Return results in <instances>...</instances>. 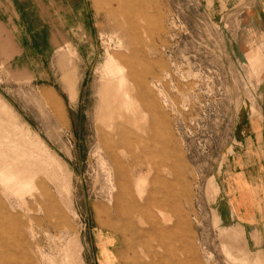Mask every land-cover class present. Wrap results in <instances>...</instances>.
Segmentation results:
<instances>
[{"label":"rangeland","instance_id":"374dc122","mask_svg":"<svg viewBox=\"0 0 264 264\" xmlns=\"http://www.w3.org/2000/svg\"><path fill=\"white\" fill-rule=\"evenodd\" d=\"M256 1L10 0L0 264H148L144 243L156 242L137 243L125 221L139 174L182 219L162 264H264V144L240 132L264 126V36L240 46Z\"/></svg>","mask_w":264,"mask_h":264},{"label":"bare ground","instance_id":"6f19581e","mask_svg":"<svg viewBox=\"0 0 264 264\" xmlns=\"http://www.w3.org/2000/svg\"><path fill=\"white\" fill-rule=\"evenodd\" d=\"M130 33V32H128ZM130 36V35H129ZM132 36V34H131ZM133 39V38H132ZM116 41V40H115ZM135 42V41H134ZM117 44V43H116ZM121 45V42L118 41V45L120 47ZM113 55V54H112ZM124 55V54H123ZM114 56V55H113ZM120 60V59H119ZM111 62H112V59H111ZM138 64V63H137ZM136 64V65H137ZM125 66V65H124ZM106 67V66H105ZM115 65L114 64H111L110 67L108 68V71L109 72H112L115 70ZM107 72V70H106ZM133 81V80H132ZM136 95V94H135ZM143 95V94H142ZM134 97V96H133ZM141 97V96H140ZM144 97V96H143ZM151 97V96H150ZM148 98V97H147ZM137 99V98H136ZM145 99V97H144ZM135 100V99H134ZM150 100V98H149ZM152 101V100H151ZM140 102V101H139ZM146 102V101H145ZM151 103V102H150ZM147 105V104H146ZM119 106V105H118ZM144 107V105H143ZM146 107V106H145ZM149 107V106H148ZM147 107V108H148ZM149 113V112H148ZM151 113V112H150ZM152 114V113H151ZM154 115V114H153ZM157 115V114H156ZM155 115V116H156ZM149 118V116H148ZM157 118V117H156ZM157 120V119H156ZM160 121V120H159ZM154 123V122H153ZM157 123V121H156ZM155 123V124H156ZM162 123V122H161ZM151 126V125H150ZM149 126V128H150ZM158 126V124H157ZM98 129V128H96ZM117 129H118V126H117ZM152 129V128H151ZM116 131H119V130H116ZM98 132V131H97ZM105 132V131H104ZM103 132V133H104ZM134 133V132H133ZM132 133V134H133ZM120 134H123L122 132ZM130 134V133H129ZM109 135V134H107ZM111 136V134H110ZM142 136V134H141ZM114 137V136H113ZM111 137V138H113ZM116 137V136H115ZM118 137V136H117ZM143 137V136H142ZM138 138V137H137ZM141 138V137H140ZM101 139V143L103 145L101 146H108L107 144H109L105 138V136L101 135L100 137ZM133 139V138H131ZM156 139V135L154 132H151V140H155ZM158 139V138H157ZM145 140V139H143ZM160 140V139H159ZM129 141V138H122L121 136L117 139V144H119L120 146H124L128 143ZM139 141V140H138ZM148 141V140H147ZM135 143V141H133ZM132 143V142H131ZM130 143V144H131ZM140 144V142H139ZM110 145V144H109ZM136 145V143H135ZM141 145V144H140ZM161 145V144H160ZM158 145V146H160ZM128 146V145H127ZM126 146V147H127ZM145 146H147L145 144ZM173 146V145H172ZM125 147V146H124ZM122 147V148H124ZM134 147V146H133ZM116 148V147H115ZM120 148V147H119ZM130 148V146L128 147ZM149 148V147H147ZM166 148V147H165ZM164 148V149H165ZM104 149V148H103ZM108 149V148H107ZM135 150V149H134ZM111 151V150H110ZM127 152V151H126ZM129 152V151H128ZM130 153V152H129ZM112 154V153H111ZM141 154V153H140ZM148 154V153H147ZM151 155V153H150ZM164 155V154H163ZM116 156V155H115ZM142 156V155H141ZM146 156V153L145 155ZM150 157V156H149ZM151 158V157H150ZM173 159V158H172ZM134 160V158H133ZM144 160V159H143ZM147 160V159H146ZM145 160V161H146ZM168 160V159H167ZM149 161H151L149 159ZM119 162V161H118ZM153 162V161H152ZM160 162V161H159ZM147 163V162H146ZM150 164V163H149ZM147 165V164H146ZM152 165V164H151ZM148 166V165H147ZM121 167V166H120ZM153 168V167H152ZM165 168V167H164ZM157 169H158V166H157ZM150 170V169H149ZM118 172V171H117ZM157 172V171H156ZM153 173V172H152ZM150 174V173H149ZM155 175L158 174V173H154ZM160 174V173H159ZM161 175V174H160ZM120 178V177H119ZM156 177H154L153 179H155ZM118 180V179H117ZM120 182V184H124V182L122 183L121 180H118ZM117 181V182H118ZM123 181V180H122ZM116 182V183H117ZM118 182V184H119ZM144 184L145 183V180H143V175L139 174L137 176V179H136V183H135V190H136V195L137 197L134 198L133 196V199H129V210H130V213L129 215L127 216L126 220L127 223L133 225V232H132V236L131 238L134 239L135 241H137V243H140L142 240L144 239H148L149 241L151 240H154L156 243L154 245H151L149 242L144 243V247L146 248L145 249V256L149 257L150 261L148 264H162V260L160 259V255L159 254L160 252L163 251H167V247H166V244L169 242L170 243V236H176V238L178 239L177 241H181V234L178 232V226L182 223V219H180V216L176 213V210L173 206H171L170 203H168L167 201H165V197L163 196L160 201L158 200V198L156 196H154V192L153 191H146L142 186L141 184ZM117 184V185H118ZM119 184V185H120ZM165 191H168L167 188H164ZM12 191V190H11ZM144 192H145V195H144ZM153 192V193H152ZM122 193V192H121ZM122 196V195H121ZM116 203V202H115ZM115 213L118 214V216H120V208L118 207V205L116 204L115 205ZM127 210V209H126ZM128 211V210H127ZM106 213V212H105ZM108 214V213H106ZM132 215V217L136 218L137 222L139 224H142V225H145L146 228L145 230H141V229H138L136 225L138 224H135L132 219H130V216ZM108 216V215H107ZM1 217V215H0ZM117 217V216H116ZM173 218V219H172ZM125 219V218H124ZM3 220V219H2ZM135 220V219H134ZM14 221V220H13ZM16 221V220H15ZM115 221V220H114ZM4 222H7L5 219H4ZM9 222V221H8ZM100 222V221H99ZM109 222V220H108ZM121 222V221H120ZM136 222V221H135ZM123 223H126V222H123ZM122 223L121 226H124V224ZM104 224V223H103ZM109 224V223H107ZM12 225V224H11ZM110 225V224H109ZM119 225V223H118ZM113 226V225H112ZM17 227V226H16ZM122 227V228H123ZM18 228V227H17ZM115 228V227H114ZM6 234V233H5ZM123 236V235H122ZM128 242V241H127ZM178 242V243H179ZM129 243V242H128ZM132 243V242H131ZM135 244H137L136 242H134ZM130 244V243H129ZM181 244V243H179ZM184 244V242L182 243ZM139 245V244H137ZM185 245V244H184ZM140 246V245H139ZM181 246V245H180ZM171 247V246H170ZM182 247V246H181ZM177 248L180 252H183L182 249L184 248ZM187 247V246H186ZM130 248V247H129ZM172 248V247H171ZM4 249V248H3ZM161 249V250H160ZM186 251V249H184ZM188 250V249H187ZM184 251V252H185ZM143 252V251H142ZM187 252V251H186ZM185 252V253H186ZM164 253V252H163ZM189 253V251H188ZM183 254V253H182ZM185 255V254H184ZM188 255V254H187ZM165 257V256H164ZM175 257H178V256H175ZM139 258V257H138ZM169 258V257H167ZM125 260V259H124ZM144 260V258H143ZM168 260V259H167ZM137 261V260H136ZM147 262V261H146ZM171 262V261H170ZM175 262V261H174ZM164 264L165 263V259L163 261ZM188 263V262H187ZM190 263V262H189ZM123 264H127L126 262H123ZM180 264V263H179ZM182 264V263H181Z\"/></svg>","mask_w":264,"mask_h":264},{"label":"crops","instance_id":"0c3cea01","mask_svg":"<svg viewBox=\"0 0 264 264\" xmlns=\"http://www.w3.org/2000/svg\"><path fill=\"white\" fill-rule=\"evenodd\" d=\"M12 2L10 0H0V12L8 16L9 12V6ZM241 24H242V30L240 35V46L245 44V38L250 33L255 34V36H260L261 34L264 36V0H257L256 4L252 7L248 8L243 12V16L241 18ZM248 52V51H246ZM245 52V53H246ZM260 83L263 86L262 87V95H264V75L260 78ZM254 128L250 124L242 125L240 127L241 133H249L250 135L247 137V141L249 140H255L257 143L262 142L264 144V126H260V128L255 132L258 135H253ZM260 173V172H258ZM254 179L252 176L248 177L247 181H252ZM261 185H258L257 187L260 188L261 191H264L262 188H264V176L260 180ZM252 187L249 186L248 189H251ZM249 191V190H248ZM250 192H248V195ZM243 207V206H242ZM237 212H240L241 214H248L250 213V209L246 208L244 206L239 211L233 210L230 208L228 211V216L232 219L233 217H236L235 214ZM253 212H258V210H253ZM264 213V210L262 211Z\"/></svg>","mask_w":264,"mask_h":264}]
</instances>
